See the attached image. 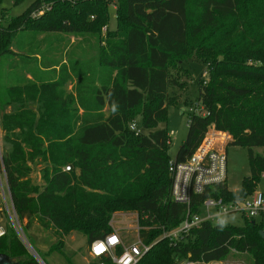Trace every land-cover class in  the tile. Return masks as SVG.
I'll return each mask as SVG.
<instances>
[{"label":"trees","instance_id":"16d2710c","mask_svg":"<svg viewBox=\"0 0 264 264\" xmlns=\"http://www.w3.org/2000/svg\"><path fill=\"white\" fill-rule=\"evenodd\" d=\"M112 1L34 0L8 19L0 0L1 163L19 220L25 230L34 221L53 229L51 250L60 251L72 232L90 245L114 231V213L134 211L138 237L150 246L137 264L210 263L245 253L264 264V215L245 217L241 226L207 221L175 244L163 237L183 222L187 206L171 199L170 136L159 128L169 105L183 100L176 92L187 87L183 63H207L196 101L206 113H189L175 159L188 161L214 127L248 148L251 174L240 190L224 183L194 196L192 210L207 196L235 200L255 191L264 178V155L255 151L264 148V0H117L119 30L103 38ZM56 33L96 35L104 43L99 62L61 63L53 56ZM69 82L74 90L62 95ZM33 164L45 165L43 188L31 176ZM0 253L38 264L10 228Z\"/></svg>","mask_w":264,"mask_h":264},{"label":"rangeland","instance_id":"374dc122","mask_svg":"<svg viewBox=\"0 0 264 264\" xmlns=\"http://www.w3.org/2000/svg\"><path fill=\"white\" fill-rule=\"evenodd\" d=\"M33 1L34 0H25L19 5H14L11 0H4L3 5L7 7L5 10L8 11L7 18H13L22 14ZM109 5L111 19L102 26L100 34H102L103 38L107 36L106 34L108 30H119L116 21L117 14L115 12L117 0L109 2ZM8 19H6V21H8ZM51 36H53L51 39L55 38L56 40H60V38L69 40L75 39L77 43L76 46L71 49L72 58L77 57L82 59H94L95 64L99 62L100 51L103 48L104 43L99 41V38L96 35H87L85 38H82V36L56 33ZM45 46L46 43H44L43 48H45ZM60 58L61 56L59 54V58L57 57L56 59L61 61ZM183 66H185L190 71L189 75L186 74L183 79L186 81L187 87L182 90L176 89V92L182 95L183 100L179 105H169L168 120L159 126V128L167 129L169 133L170 144L168 148V154L171 159L176 158L177 152L182 142L186 138L189 130V113L192 104L191 106L190 103L186 105L185 100L188 99L189 102H193L194 104L197 101L199 80L203 76L207 79V63L194 58L184 62ZM62 89V95H66L68 92H72L74 90V84L69 82ZM183 110H186V112ZM136 121L139 122V117H136ZM218 134L225 136L221 131H219ZM2 138L3 133L1 130L0 117V205L3 206L7 201L11 209L14 210L7 177L1 163V157L7 151ZM255 151L264 155L263 147H258L255 149ZM227 156V183L230 190L237 191L243 187L245 179L251 174L249 165V150L246 146L229 144L227 146ZM43 167H45L44 164H33V171L31 173L34 182L39 184L42 188L45 184L42 177ZM255 191H264V178L258 180ZM252 193H254V191ZM252 193L247 194L244 198H236L235 200H244L248 197H251ZM14 217H16L15 212ZM257 220H259V218H257ZM244 222L245 216L240 212H234L229 215H219L213 220V223L215 224L236 226H241L244 224ZM0 224L9 226L10 231H14L17 236H19V232L11 226V220L8 214L0 216ZM110 225L112 226L113 230L123 238L126 245L137 243L139 241L138 234L139 230L141 229V225L136 212H116L111 218ZM21 226L23 230L22 235H24V245L27 249V255L31 258H34L38 264H41L38 256L46 264H91L95 261V259H93L88 253L89 244L87 236L81 232H72L69 236L65 237V245L62 250L52 251L51 246L58 241L57 235L53 229H45L41 227L37 221H34L31 224L30 229L27 230H25L24 224L22 222ZM194 264L206 263L196 262ZM208 264H253V261L251 256L245 253L231 255L226 260L210 262Z\"/></svg>","mask_w":264,"mask_h":264},{"label":"built area","instance_id":"2783aa9c","mask_svg":"<svg viewBox=\"0 0 264 264\" xmlns=\"http://www.w3.org/2000/svg\"><path fill=\"white\" fill-rule=\"evenodd\" d=\"M190 112L205 115L206 110L201 103L195 102L190 107ZM131 129L135 130L137 134L142 131L137 121L131 123ZM218 132L219 130L211 127L203 143L188 161L177 162L176 159L170 160L169 172L173 179L171 199L187 206L183 222L178 227L167 230L163 234V237L168 238L171 244L177 243L192 229L200 227L203 223L207 221L213 222L219 215L240 212L249 219L260 218L264 215L263 191H254L251 197L244 200H226L224 197L207 196L199 204V211L192 210L194 196L203 195L209 188H214L217 184L227 183V146L231 144L233 139L227 132L221 131L225 136L219 135ZM66 169L68 170L70 167ZM14 212L16 217H14ZM4 214L9 215L11 226L19 232V236L24 243L21 221L15 208L12 210L7 201L3 206L0 205V216H4ZM8 231L9 226L0 224V239ZM113 236L117 238L115 243L110 242V238ZM101 243L104 245L103 251L97 253L94 250V246H98ZM149 248L150 246L143 243L140 238L137 243L126 245L123 238L113 231L104 238L94 240L89 245L88 253L95 259L91 264H137ZM38 258L41 264H46L39 256ZM184 264L194 263L188 262Z\"/></svg>","mask_w":264,"mask_h":264},{"label":"crops","instance_id":"0c3cea01","mask_svg":"<svg viewBox=\"0 0 264 264\" xmlns=\"http://www.w3.org/2000/svg\"><path fill=\"white\" fill-rule=\"evenodd\" d=\"M75 39L69 40V39H61L54 43V46L57 47V51L53 56L56 58H59V54L61 56V63L68 62L72 58V52L71 49L76 46ZM70 57V59H69ZM74 58V57H73ZM77 58V57H76ZM184 111V110H183Z\"/></svg>","mask_w":264,"mask_h":264},{"label":"water","instance_id":"95a60500","mask_svg":"<svg viewBox=\"0 0 264 264\" xmlns=\"http://www.w3.org/2000/svg\"><path fill=\"white\" fill-rule=\"evenodd\" d=\"M260 233H261V235L264 236L263 230H261ZM0 264H20V262L17 259H15V258H13L7 254L0 253Z\"/></svg>","mask_w":264,"mask_h":264},{"label":"clouds","instance_id":"9594fccd","mask_svg":"<svg viewBox=\"0 0 264 264\" xmlns=\"http://www.w3.org/2000/svg\"><path fill=\"white\" fill-rule=\"evenodd\" d=\"M116 239H117V238H116L115 236H113V237L110 238V242H111V243H115V242H116ZM98 246H103V248H104V245H103L102 243H101L100 245H98ZM98 246H94V250H95L97 253H99V252L97 251V247H98Z\"/></svg>","mask_w":264,"mask_h":264},{"label":"snow or ice","instance_id":"6c2138e0","mask_svg":"<svg viewBox=\"0 0 264 264\" xmlns=\"http://www.w3.org/2000/svg\"><path fill=\"white\" fill-rule=\"evenodd\" d=\"M97 251H98V252L103 251V246H98V247H97Z\"/></svg>","mask_w":264,"mask_h":264},{"label":"bare ground","instance_id":"6f19581e","mask_svg":"<svg viewBox=\"0 0 264 264\" xmlns=\"http://www.w3.org/2000/svg\"><path fill=\"white\" fill-rule=\"evenodd\" d=\"M26 240V239H25Z\"/></svg>","mask_w":264,"mask_h":264}]
</instances>
